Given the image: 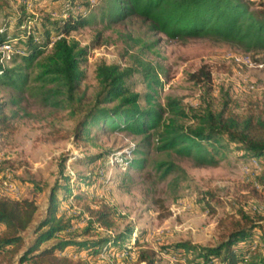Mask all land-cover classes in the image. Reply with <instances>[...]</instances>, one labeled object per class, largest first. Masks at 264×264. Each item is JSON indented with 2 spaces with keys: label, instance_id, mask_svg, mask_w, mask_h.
I'll return each instance as SVG.
<instances>
[{
  "label": "rangeland",
  "instance_id": "obj_1",
  "mask_svg": "<svg viewBox=\"0 0 264 264\" xmlns=\"http://www.w3.org/2000/svg\"><path fill=\"white\" fill-rule=\"evenodd\" d=\"M21 1L0 0V31L7 27L10 35H23L25 29L16 27V15L38 18L51 13L53 18H67V8L75 16H86L89 23L69 34L88 49L82 63L85 79L78 96L81 101L71 106L65 95L56 92L57 84L44 86L34 80L37 63L51 52L50 47L26 70L29 78L23 88L0 85V103H6V113L15 127L11 133L0 134V197L30 198L39 204L14 264H29L19 261L21 253L36 237L34 229L46 214L51 188L57 181L65 183L67 175L72 192L82 198L70 197L63 202V209L81 211L87 201L104 199L120 213L115 231L127 226L135 229L130 253L116 255L104 250L91 259L92 264H137L144 249L155 252V264H185V260L161 251V245L187 240L215 245L227 230L229 221L223 224L224 219L237 207L264 216V189L256 182L264 164L258 159L228 152L216 166H199L192 157L159 151L154 137L146 140L110 128L94 127L89 141L76 138V129L100 90L101 64L134 69L127 84L131 91L142 94L149 88L141 64H150L163 82L156 96L163 105L168 96H174L187 108L200 100L203 107L212 103L216 111L227 107L264 117V48L247 50L238 43L207 37L171 39L152 31L149 22L135 15L111 22L101 13L104 0H72L73 4L66 0H24L21 4L25 7ZM12 43L0 46V53L7 57L4 63L25 66L21 56L10 60L14 51L22 55L24 46ZM202 67L211 71L210 81L194 78ZM141 104L146 106L144 98ZM126 158L143 159L142 167H129ZM163 160L174 162L179 170L164 178V171L158 169ZM85 177H91L93 184L86 185L82 181ZM260 233L255 242L264 246V229ZM63 254L72 256V251Z\"/></svg>",
  "mask_w": 264,
  "mask_h": 264
},
{
  "label": "trees",
  "instance_id": "obj_2",
  "mask_svg": "<svg viewBox=\"0 0 264 264\" xmlns=\"http://www.w3.org/2000/svg\"><path fill=\"white\" fill-rule=\"evenodd\" d=\"M23 1L21 6H24ZM66 1L73 4L72 0ZM104 1L101 13L111 22L135 15L149 22L152 31L164 33L171 39L207 37L238 43L247 50L264 48V0ZM66 11L67 18H53L51 13L38 18L26 13L16 15V27L25 29L23 35H10L7 27L1 29L0 46L13 45V41L24 44L22 55L14 51L10 60L21 56L25 66L8 67L3 60L7 57L0 53V85L23 88L29 78L26 70L50 47L51 52L37 63L34 80L44 86L57 84L56 92L65 95L71 106L82 100L78 96L85 79L82 63L88 56V49L80 47L69 34L87 25L89 20L82 14L75 16L70 8ZM141 65L149 88L145 94L133 92L128 87L127 80L134 69H121L116 64L98 67L100 90L76 129L78 141H89L94 127L110 128L144 136L146 140L154 137L159 151L192 157L199 166H216L228 152L258 159L264 164L263 116L252 111L237 113L227 107L216 111L212 103L203 107L200 100L187 108L174 96H168L163 105L156 99L159 88L163 87L159 74L150 64ZM193 76L197 81H210L211 71L202 67ZM142 98L146 106L141 104ZM5 108L6 103H0V134L15 129ZM126 161L129 167H142L143 164V159L126 158ZM179 168L167 160L158 163L164 178ZM82 181L89 186L93 184L91 177ZM63 182L57 181L51 188L46 214L34 229L36 237L21 253L19 261L92 264L91 259L104 250L116 255L121 251L130 253L135 229L127 226L115 231L120 216L117 207L104 199H91L84 203L81 211L63 209V202L70 197L82 198L72 192L70 175L65 176ZM256 182L264 189V170L256 176ZM38 212L39 204L35 199L0 197V264H14L15 254L25 243L24 233L32 226ZM227 217L223 222L229 221L227 230L215 245L187 240L161 245L160 250L179 261L185 260V264H264V246L255 242L264 229V216L237 207ZM53 239V243L45 245ZM67 250L72 251V256L63 254ZM83 255L88 258H82ZM155 256L154 251L144 249L137 256V264H155Z\"/></svg>",
  "mask_w": 264,
  "mask_h": 264
},
{
  "label": "bare ground",
  "instance_id": "obj_3",
  "mask_svg": "<svg viewBox=\"0 0 264 264\" xmlns=\"http://www.w3.org/2000/svg\"><path fill=\"white\" fill-rule=\"evenodd\" d=\"M9 45V44H8Z\"/></svg>",
  "mask_w": 264,
  "mask_h": 264
}]
</instances>
